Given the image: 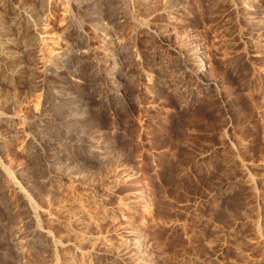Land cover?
<instances>
[{
	"label": "rangeland",
	"instance_id": "374dc122",
	"mask_svg": "<svg viewBox=\"0 0 264 264\" xmlns=\"http://www.w3.org/2000/svg\"><path fill=\"white\" fill-rule=\"evenodd\" d=\"M0 264H264V0H0Z\"/></svg>",
	"mask_w": 264,
	"mask_h": 264
},
{
	"label": "bare ground",
	"instance_id": "6f19581e",
	"mask_svg": "<svg viewBox=\"0 0 264 264\" xmlns=\"http://www.w3.org/2000/svg\"><path fill=\"white\" fill-rule=\"evenodd\" d=\"M204 66V65H203Z\"/></svg>",
	"mask_w": 264,
	"mask_h": 264
}]
</instances>
